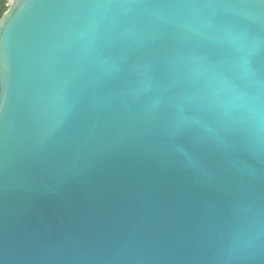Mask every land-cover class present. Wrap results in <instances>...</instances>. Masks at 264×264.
I'll use <instances>...</instances> for the list:
<instances>
[{
    "label": "water",
    "instance_id": "obj_1",
    "mask_svg": "<svg viewBox=\"0 0 264 264\" xmlns=\"http://www.w3.org/2000/svg\"><path fill=\"white\" fill-rule=\"evenodd\" d=\"M0 264H264V0H9Z\"/></svg>",
    "mask_w": 264,
    "mask_h": 264
},
{
    "label": "trees",
    "instance_id": "obj_2",
    "mask_svg": "<svg viewBox=\"0 0 264 264\" xmlns=\"http://www.w3.org/2000/svg\"><path fill=\"white\" fill-rule=\"evenodd\" d=\"M9 0H0V20L9 9Z\"/></svg>",
    "mask_w": 264,
    "mask_h": 264
}]
</instances>
